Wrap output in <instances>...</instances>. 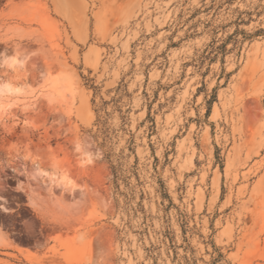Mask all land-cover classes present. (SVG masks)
Segmentation results:
<instances>
[{"label":"rangeland","instance_id":"1","mask_svg":"<svg viewBox=\"0 0 264 264\" xmlns=\"http://www.w3.org/2000/svg\"><path fill=\"white\" fill-rule=\"evenodd\" d=\"M0 264H264V0H0Z\"/></svg>","mask_w":264,"mask_h":264}]
</instances>
